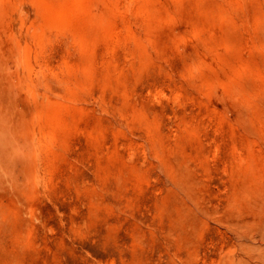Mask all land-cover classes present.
Masks as SVG:
<instances>
[{"label": "rangeland", "instance_id": "rangeland-1", "mask_svg": "<svg viewBox=\"0 0 264 264\" xmlns=\"http://www.w3.org/2000/svg\"><path fill=\"white\" fill-rule=\"evenodd\" d=\"M0 264H264V0H0Z\"/></svg>", "mask_w": 264, "mask_h": 264}, {"label": "bare ground", "instance_id": "bare-ground-1", "mask_svg": "<svg viewBox=\"0 0 264 264\" xmlns=\"http://www.w3.org/2000/svg\"><path fill=\"white\" fill-rule=\"evenodd\" d=\"M55 26V25H54ZM51 27L53 28V25H51ZM39 136V135H38Z\"/></svg>", "mask_w": 264, "mask_h": 264}]
</instances>
